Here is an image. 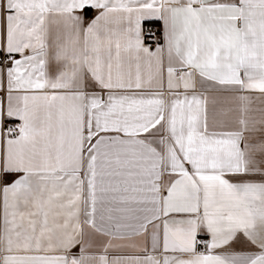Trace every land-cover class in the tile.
<instances>
[{
	"label": "snow or ice",
	"instance_id": "6c2138e0",
	"mask_svg": "<svg viewBox=\"0 0 264 264\" xmlns=\"http://www.w3.org/2000/svg\"><path fill=\"white\" fill-rule=\"evenodd\" d=\"M0 264H264V0H0Z\"/></svg>",
	"mask_w": 264,
	"mask_h": 264
}]
</instances>
